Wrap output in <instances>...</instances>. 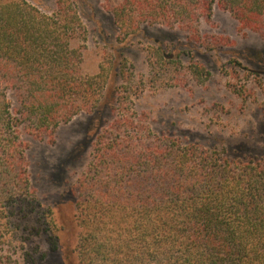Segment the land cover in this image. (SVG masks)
I'll return each instance as SVG.
<instances>
[{"label": "trees", "instance_id": "trees-1", "mask_svg": "<svg viewBox=\"0 0 264 264\" xmlns=\"http://www.w3.org/2000/svg\"><path fill=\"white\" fill-rule=\"evenodd\" d=\"M214 7L242 28L264 30V0H121L113 15L123 26L188 28ZM79 30L69 0H55L51 15L0 0V264H32L8 248L12 206L24 212L28 194L21 132L42 135L96 100L73 75ZM99 139L76 187L78 264H264V155L220 158L162 145L144 170L148 161L130 155L132 145Z\"/></svg>", "mask_w": 264, "mask_h": 264}, {"label": "rangeland", "instance_id": "rangeland-1", "mask_svg": "<svg viewBox=\"0 0 264 264\" xmlns=\"http://www.w3.org/2000/svg\"><path fill=\"white\" fill-rule=\"evenodd\" d=\"M25 1L45 15L55 11V0ZM69 3L83 29L73 75L97 96L68 123L20 134L28 194L24 212L12 206L8 248L32 264H78L76 187L100 136L132 145L130 155L148 161L144 170L162 145L220 158L264 155V30L242 28L216 7L186 28L138 20L123 26L113 15L121 0Z\"/></svg>", "mask_w": 264, "mask_h": 264}]
</instances>
